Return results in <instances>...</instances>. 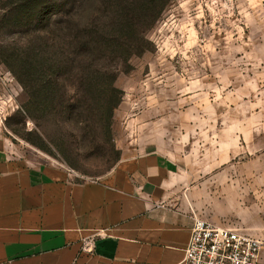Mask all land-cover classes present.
Here are the masks:
<instances>
[{
	"label": "rangeland",
	"instance_id": "1",
	"mask_svg": "<svg viewBox=\"0 0 264 264\" xmlns=\"http://www.w3.org/2000/svg\"><path fill=\"white\" fill-rule=\"evenodd\" d=\"M16 2L0 0V127L19 150L87 179L104 177L122 156L162 151L192 177L195 214L264 240V0H168L149 49L117 76L124 96L111 137L98 126L95 142L68 111L45 107L41 96L31 102L19 63L39 26L4 22ZM92 2L85 13L101 18Z\"/></svg>",
	"mask_w": 264,
	"mask_h": 264
},
{
	"label": "crops",
	"instance_id": "2",
	"mask_svg": "<svg viewBox=\"0 0 264 264\" xmlns=\"http://www.w3.org/2000/svg\"><path fill=\"white\" fill-rule=\"evenodd\" d=\"M177 160L151 150L78 178L0 127V264H182L195 213Z\"/></svg>",
	"mask_w": 264,
	"mask_h": 264
},
{
	"label": "trees",
	"instance_id": "3",
	"mask_svg": "<svg viewBox=\"0 0 264 264\" xmlns=\"http://www.w3.org/2000/svg\"><path fill=\"white\" fill-rule=\"evenodd\" d=\"M87 1L18 0L2 18L36 20L39 26L37 39L24 46L19 63V78L30 86L31 102L41 96L45 107L55 103L68 111L70 120L84 123L82 136L95 142L99 127L111 137L112 116L124 96L115 84L117 76L132 69V56L149 49V31L168 0H93L90 6L105 11L101 18L85 13Z\"/></svg>",
	"mask_w": 264,
	"mask_h": 264
},
{
	"label": "built area",
	"instance_id": "4",
	"mask_svg": "<svg viewBox=\"0 0 264 264\" xmlns=\"http://www.w3.org/2000/svg\"><path fill=\"white\" fill-rule=\"evenodd\" d=\"M263 247V239L241 226L217 224L194 214L182 264H259Z\"/></svg>",
	"mask_w": 264,
	"mask_h": 264
}]
</instances>
